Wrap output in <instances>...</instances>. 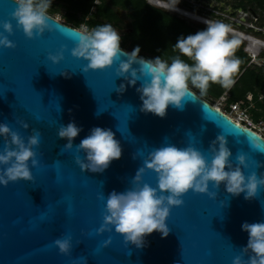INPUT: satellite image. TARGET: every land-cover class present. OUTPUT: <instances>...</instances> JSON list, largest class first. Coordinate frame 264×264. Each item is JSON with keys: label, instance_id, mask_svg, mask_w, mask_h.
<instances>
[{"label": "water", "instance_id": "water-1", "mask_svg": "<svg viewBox=\"0 0 264 264\" xmlns=\"http://www.w3.org/2000/svg\"><path fill=\"white\" fill-rule=\"evenodd\" d=\"M16 6L15 0H0V24L12 25L11 35L2 28L0 33L14 45L0 46V123L25 144L36 132L40 137L32 146L36 164L27 162L31 178L0 185V264H232L236 256L247 264L250 253L242 249L248 237L241 224L264 221V186L258 185L257 194L247 200L243 192L227 193L223 184L213 188L209 182L211 196L189 190L182 205L169 210L168 235L162 238L154 231L141 248L126 243L111 225L99 229L109 193L132 187L154 148L190 145L210 159V146L215 148L213 141L222 135L232 167L259 180L264 177V138L194 92L182 109L169 106L163 118L141 112L136 92L141 81L128 86L125 76H116L119 61L104 70L84 71L87 62L71 56L78 29L47 15L48 27L26 37L11 16ZM58 52L63 58L53 64L48 56ZM121 83L125 90L118 93ZM69 122L81 131L66 149L68 141L57 132ZM93 127L111 130L121 148L120 158L101 172L76 163L77 158L86 163L76 146ZM6 139L0 137V151ZM252 141L261 150L252 148ZM240 153L244 165L237 164ZM141 182L155 187V174L146 170ZM58 238H68L67 255L53 244ZM105 240H110L107 247Z\"/></svg>", "mask_w": 264, "mask_h": 264}, {"label": "clouds", "instance_id": "clouds-1", "mask_svg": "<svg viewBox=\"0 0 264 264\" xmlns=\"http://www.w3.org/2000/svg\"><path fill=\"white\" fill-rule=\"evenodd\" d=\"M15 2L17 6L11 16L26 37L31 38L34 31L39 35L48 27L47 10L52 0ZM178 3L179 0H170V6ZM204 25L202 30L178 37L173 45L178 54L169 60L160 56L150 59L139 56L138 46L131 52L124 51L120 47V34L111 24L105 23L91 29L81 26L78 29V42L71 49V56L87 62L84 71L104 70L119 61L115 68L116 76H125L128 86L141 81L136 88L141 102L140 111L163 118L169 106L182 109L185 99L193 94L192 88L203 95L210 84L229 88L234 83L240 64L234 57V50L239 40L235 37L229 38L230 28L223 22L205 20ZM0 28L11 35L12 25L9 22L0 24ZM0 46L14 47L3 33H0ZM121 56L126 59H120ZM62 58L59 52L48 56L53 64ZM133 64L137 67H132ZM124 90L125 85L121 83L117 92L122 93ZM80 131L79 127L69 122L59 128L57 135L68 141L64 146L67 149L72 147V141ZM0 137L8 138L0 151V165H5L0 173V185H6L9 181L30 179L27 162L31 160L36 164L32 146L37 145L39 133L30 136L25 144L15 131L10 130L5 123H0ZM213 144L217 146H210V159H206L199 150L190 145L178 148L172 144H163L151 150L143 161V167L133 177L132 187L120 193L112 191L107 196L103 224L99 231H104L105 225H111L117 234L123 236L126 243L141 248L145 244L144 238L154 231L162 238L168 235L165 219L169 210L174 206H181V197L189 190L211 196L214 194L208 192L211 182L213 188L223 184L224 190L233 196L243 192L245 200L254 197L258 185L264 186V177L258 180L255 174H251L246 178L239 166L232 167L229 163L231 153L222 135H218ZM251 146L261 150V145L254 141ZM76 147L77 151L84 152L86 161L84 163L77 158L76 163L81 169L87 168L92 172L103 171L111 161L119 159L121 155L118 141L107 128H91L89 134ZM236 161L238 165H244L245 155L238 154ZM146 170L155 174V187L141 182ZM241 230L248 237L242 249L250 253L247 264H264V221L243 222ZM109 243L110 240H105L103 246L107 247ZM53 244L61 254H68V238H58ZM232 264H241L240 257H234Z\"/></svg>", "mask_w": 264, "mask_h": 264}, {"label": "rangeland", "instance_id": "rangeland-1", "mask_svg": "<svg viewBox=\"0 0 264 264\" xmlns=\"http://www.w3.org/2000/svg\"><path fill=\"white\" fill-rule=\"evenodd\" d=\"M158 1H165L167 3H170V0ZM98 2L99 0H92L93 5H96ZM145 2L148 5L159 9L153 11V16L156 19H151L145 22L140 32H136L134 30L130 35V42L132 44V49L138 46L140 49L139 54H143L144 56L146 55V58L160 56L164 60H169L171 57L178 54L173 48V45L175 44L178 36H176V34L172 32L171 27L169 26V18L164 15L163 11L181 20H184L195 31L202 30L205 27L203 22H197L191 18L183 17L163 8L157 7L151 4L149 0H145ZM185 2L189 4L188 8H183L179 4H175L174 6L183 8L191 16L199 18L203 21H220L228 25L230 28V31L228 33L229 38H237L239 40V44L237 45V47H241L242 51L249 58L251 66H262L264 71V58L260 56L261 53H264L263 20H257V15H252L249 10L245 12L240 9H234L232 0H223L222 2H213L208 0H185ZM49 8L58 9V12L53 14L54 18L60 20L62 19L63 13L66 12L69 14V20L72 22L76 21L77 19L80 21L83 20V16L85 13L84 6L82 5V0H52ZM98 9L100 11L102 10L103 12H107V14L111 16V10L108 9L107 6H102ZM115 11L120 21L118 25L113 28L120 34L122 40V34L126 33L130 29V20L128 17H126L124 11L119 9H116ZM92 13V8H90L89 13H87V17L85 19L90 18L91 20H95V18L91 16ZM96 19L99 24L108 23V20L106 19ZM81 26L85 28L84 25ZM248 44H251V47ZM252 46H256V49L252 50ZM245 47L246 50H244ZM249 47L251 51L247 50L249 49ZM182 59L186 58L182 57ZM210 85L215 86V84ZM226 97V93L218 98H212L209 95H203V98L208 103H210L214 107L216 106L215 108H219L221 110L226 109V104L224 102ZM256 130L262 136H264V129L257 128Z\"/></svg>", "mask_w": 264, "mask_h": 264}, {"label": "trees", "instance_id": "trees-1", "mask_svg": "<svg viewBox=\"0 0 264 264\" xmlns=\"http://www.w3.org/2000/svg\"><path fill=\"white\" fill-rule=\"evenodd\" d=\"M200 1V0H193ZM213 2H222L223 0H208ZM234 9H240L245 12L247 10H251L254 15H257V20H263L264 23V0H232ZM34 2H38V0H34ZM183 8H188L189 4L185 2V0H179L178 3ZM82 5L84 6V16L83 20L70 21L69 14L64 12L62 15V22L65 25L70 26L74 29H79L81 25H84L85 28L91 29L97 25H101L98 23L96 18L106 19L108 20L107 24H111L112 27H116L120 21L117 16L116 9L122 10L125 12L126 17L129 18V31L122 34V40L120 41V47L123 50L128 52L132 51V44L130 40V35L135 30L136 32H140L143 28L145 22L156 19L153 16L154 10H159L151 5H148L145 0H99L96 5L92 4V0H82ZM102 6H107L111 11V16L107 14V12L100 11L98 8ZM90 8H92V15L95 20L85 19L87 17V13H89ZM109 11V10H108ZM58 9L48 8L47 15L53 16L54 13H57ZM164 15L169 18V26L171 30L176 36H185L190 33H195L196 31L188 25L184 20H181L171 14L164 12ZM74 19V18H73ZM68 23V24H67ZM176 38V37H175ZM146 58L143 54H139ZM264 58V53L260 55ZM234 57L240 61L239 70L236 76L234 77V83L229 88H223L219 84H215V86L209 85L208 89L203 95H209L212 98H218L222 96L224 93L227 94L224 102L226 107L228 104L240 101L244 99L247 93H250L254 96V100L256 95L260 93L264 89V71L262 66L252 65L249 62V58L242 51L241 47H236L234 50ZM150 59V58H146ZM191 87V86H190ZM191 91L195 92L198 96L203 98V95L200 94L199 90L192 88ZM204 99V98H203ZM205 100V99H204ZM206 101V100H205ZM250 115L253 121L257 122L259 120H264V98L261 101H255L253 108L250 110Z\"/></svg>", "mask_w": 264, "mask_h": 264}, {"label": "built area", "instance_id": "built-area-1", "mask_svg": "<svg viewBox=\"0 0 264 264\" xmlns=\"http://www.w3.org/2000/svg\"><path fill=\"white\" fill-rule=\"evenodd\" d=\"M54 19L60 21L57 18ZM263 98H264V89L256 95L255 100L252 94L247 93L244 99L228 104L225 110H221L219 108L218 109L224 112L227 116H229L234 122L256 132L257 134H259L261 137L264 138V136H262L256 130L257 128L264 129V120H259L255 122L253 121L250 115V110L253 108L255 101L256 102L261 101Z\"/></svg>", "mask_w": 264, "mask_h": 264}, {"label": "bare ground", "instance_id": "bare-ground-1", "mask_svg": "<svg viewBox=\"0 0 264 264\" xmlns=\"http://www.w3.org/2000/svg\"><path fill=\"white\" fill-rule=\"evenodd\" d=\"M149 2L151 3V4H153V5H155V6H157V7H160V8H163V9H165V10H167V11H170V12H173V13H175V14H177V15H180V16H183V17H187V18H191V19H193V20H195V21H199V22H203L204 23V21L203 20H201V19H199V18H196V17H193V16H191L190 14H188L187 12H186V10H184L183 8H180V7H176V6H170V3H167V2H165V1H158V0H149ZM249 45V44H248ZM251 45V44H250ZM249 45V46H250ZM247 47V46H246ZM246 47H245V49L244 50H246ZM251 47V46H250ZM250 47H249V49H250ZM249 49H247L248 51H251V49L252 50H254V49H256V46H252V48L249 50ZM216 107V106H215Z\"/></svg>", "mask_w": 264, "mask_h": 264}, {"label": "flooded vegetation", "instance_id": "flooded-vegetation-1", "mask_svg": "<svg viewBox=\"0 0 264 264\" xmlns=\"http://www.w3.org/2000/svg\"><path fill=\"white\" fill-rule=\"evenodd\" d=\"M193 92V91H192ZM195 93V92H194ZM197 95V94H196ZM203 99V98H202Z\"/></svg>", "mask_w": 264, "mask_h": 264}, {"label": "crops", "instance_id": "crops-1", "mask_svg": "<svg viewBox=\"0 0 264 264\" xmlns=\"http://www.w3.org/2000/svg\"><path fill=\"white\" fill-rule=\"evenodd\" d=\"M96 4V3H95ZM53 17V16H52Z\"/></svg>", "mask_w": 264, "mask_h": 264}]
</instances>
